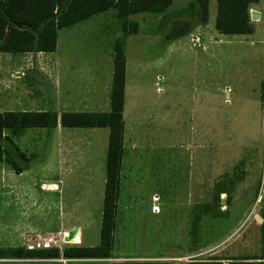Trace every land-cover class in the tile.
Here are the masks:
<instances>
[{"label":"rangeland","instance_id":"obj_1","mask_svg":"<svg viewBox=\"0 0 264 264\" xmlns=\"http://www.w3.org/2000/svg\"><path fill=\"white\" fill-rule=\"evenodd\" d=\"M188 1L172 0L164 13L129 15L135 33L122 34L112 8L103 11L106 21L87 22H106V55L118 40L127 58L122 157L110 257L72 262L183 264L264 255V0L249 8L258 17H249L253 28L247 34L215 30L214 0L204 23L195 16H170L161 24L162 15L180 12ZM175 21L185 31L171 38ZM190 33L199 36L198 45L190 44ZM86 35L98 36L93 27ZM13 75L18 98V87L33 83L30 76L19 83ZM36 134L39 154L30 171L15 174L0 161V264L47 260L12 255L31 250L25 243L34 233L77 228L79 237L61 249L98 242L105 161L101 134L94 148L70 141L72 148L96 156V163L89 174L71 172L60 180L50 178L45 136ZM43 144L50 146L48 140ZM217 193L221 200L228 195L227 203L215 201Z\"/></svg>","mask_w":264,"mask_h":264},{"label":"trees","instance_id":"obj_2","mask_svg":"<svg viewBox=\"0 0 264 264\" xmlns=\"http://www.w3.org/2000/svg\"><path fill=\"white\" fill-rule=\"evenodd\" d=\"M172 0H0V52L20 53L29 51H52L56 42V30L69 26L95 13L109 8L114 10L120 21L122 34L135 33V22L127 21L129 15L137 13H164ZM208 0H190L181 11L162 15L161 24L170 17H190L204 23L207 20ZM258 0H216L214 28L221 34L240 35L252 31L248 10ZM179 20V19H177ZM182 20V19H181ZM168 36L176 38L185 31L183 23L175 21ZM112 76L109 90V110L101 113L62 112L59 116L61 126L107 127L105 150L104 181L100 211L98 242L88 246H68L59 250L56 247L17 250L14 256H36L48 258L34 264H169L165 261H67L60 263L49 260L65 258H107L110 257L115 211L118 197V171L122 157V119L125 57L120 42L112 45ZM57 117L51 111H0V161H4L14 173L28 167L26 157L13 142L28 127H54ZM4 130L6 131L4 133ZM220 192H225L220 191ZM219 204L227 203V197ZM213 200V199H212ZM205 207L208 205L204 204ZM206 212V211H205ZM263 217V216H262ZM183 264H264L261 257H230L226 261L218 257L191 259Z\"/></svg>","mask_w":264,"mask_h":264},{"label":"crops","instance_id":"obj_3","mask_svg":"<svg viewBox=\"0 0 264 264\" xmlns=\"http://www.w3.org/2000/svg\"><path fill=\"white\" fill-rule=\"evenodd\" d=\"M210 1L207 2V18ZM255 5L256 3L252 4L250 8ZM214 7L216 13V0ZM104 12L95 13L57 29L55 47L52 51L0 52V111H51L57 117L54 127H28L19 135L12 137L18 149L29 160L28 167L15 174L31 170L29 163L39 154L36 151L39 132H43L45 136L44 140L42 139L43 143L48 140L50 145L42 143L46 152V148L49 149L51 179L60 180L71 172L89 174L96 163V156L72 148L70 141L89 142L87 145L94 148V142L101 134V153L105 158L107 127H70L59 124L62 112L101 113L109 110L113 50L111 44L108 57L104 45V32L108 25L106 22L97 25L87 23L93 17L106 21L107 14ZM110 15L115 20L114 12ZM92 27L98 36L86 35ZM96 39L102 44L99 45ZM126 63L125 56V66ZM15 72L17 75L14 76ZM11 75L16 77L19 83H23V79L26 80L30 76L29 82L33 83V86H19L16 98L12 87L15 80Z\"/></svg>","mask_w":264,"mask_h":264},{"label":"built area","instance_id":"obj_4","mask_svg":"<svg viewBox=\"0 0 264 264\" xmlns=\"http://www.w3.org/2000/svg\"><path fill=\"white\" fill-rule=\"evenodd\" d=\"M189 35L190 44L192 46L198 45L199 36L195 33H190ZM64 236L65 233H34L32 236H30V238L26 240V248L41 249L56 247L61 250L62 243H65ZM49 260L57 261L60 263H66L67 261H71V258H65L60 255L57 258H51Z\"/></svg>","mask_w":264,"mask_h":264},{"label":"water","instance_id":"obj_5","mask_svg":"<svg viewBox=\"0 0 264 264\" xmlns=\"http://www.w3.org/2000/svg\"><path fill=\"white\" fill-rule=\"evenodd\" d=\"M249 17H250L251 19L257 18V17H258V13H257L256 11L251 10V11L249 12ZM254 217H255V219H256L257 221H262V218H261L260 216H258L257 214H255ZM76 229H77V228H73V229H70V230L67 232V233L69 234V236H68V237H67V236H64V241H65V242L70 241L71 235H72L73 231H75Z\"/></svg>","mask_w":264,"mask_h":264},{"label":"bare ground","instance_id":"obj_6","mask_svg":"<svg viewBox=\"0 0 264 264\" xmlns=\"http://www.w3.org/2000/svg\"><path fill=\"white\" fill-rule=\"evenodd\" d=\"M65 236H69V234H65ZM79 237V232L78 230L76 229L75 231H73L72 235H71V238H70V241H75L77 238Z\"/></svg>","mask_w":264,"mask_h":264}]
</instances>
